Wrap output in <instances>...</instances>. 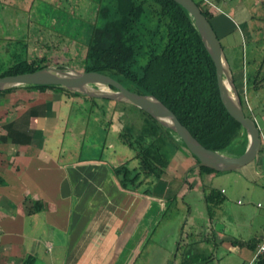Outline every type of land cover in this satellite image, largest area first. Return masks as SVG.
Wrapping results in <instances>:
<instances>
[{
	"label": "crops",
	"instance_id": "0c3cea01",
	"mask_svg": "<svg viewBox=\"0 0 264 264\" xmlns=\"http://www.w3.org/2000/svg\"><path fill=\"white\" fill-rule=\"evenodd\" d=\"M41 1L48 3L50 0ZM209 1L217 7L216 4H221L224 0ZM230 1L241 26V32L238 29L240 51L235 49V44L232 47L233 66L228 62L223 47L222 49L230 71H237L239 85L241 78L243 80L244 97L247 94L250 97L251 107L248 112L256 122L257 117L264 119V107L261 105L264 99L256 100L263 97L264 88L259 91L251 89V80L257 68L262 65L264 72V0H226L224 5ZM3 2L11 9V16L15 15L16 20L20 17L24 21L25 32L21 33L20 38L17 36L16 39H10L11 43L17 39L24 40L28 29L33 26L31 14L36 0L27 1L28 5L23 4L26 3L24 0ZM21 4L24 5L22 8ZM26 9L24 18L22 11L25 12ZM212 24L225 38L237 28L235 21L226 14L214 15ZM229 46L231 44H228L230 52ZM15 48L17 51L21 46L17 45ZM236 50L239 51L238 55ZM28 93L31 94L17 90L0 95V136L6 133L4 126L14 120V130L31 136L27 145H14L9 138L5 143L0 142V264H22L27 258L31 259V264L254 263L255 251L264 233V215L258 218L249 211L253 199L257 201V208L264 206V185L260 184L264 171L258 169L259 161L255 165L249 164L235 171L220 173L223 180L231 181L235 187L239 176H229L234 173L255 185L251 190L253 192L247 194L245 206L237 199L236 205L239 208L233 210L227 202L233 201L235 189L230 188L228 191L222 187L217 191L223 199L216 203L220 215L215 225L211 222L209 225L193 222L189 226L191 232L185 236L166 233L148 248L150 234L168 205V199L173 195H178L182 190H187V195L202 191L201 198L206 208H213L215 201L210 203L205 200V196L213 189H206L199 181L201 173L192 168L194 158L186 150L179 148L172 157L173 161L171 159L169 163L171 167L168 165L161 177L155 195L124 190L110 171L111 166L119 165L124 159L116 164L112 158L115 152H108L113 151V142L105 143L108 134H112V137L114 135L120 142L117 138L118 128L106 127L103 122L93 118V122L97 123L92 125L100 135L105 134L102 153L94 159L81 158L62 163L58 157L55 159L50 155L51 150L45 148L55 137L61 123L60 117H65L67 124L65 128H61L60 136L62 137V132L64 135L59 155L62 154L64 140L66 143L65 136L73 139L74 146L80 136L85 140L89 138L85 128L87 123L83 124L86 120L80 122L79 129L75 130L68 122L66 109L60 106L59 94L52 91L38 93L29 102L24 96ZM11 95H18L19 100L13 101ZM45 102H51V109L40 106ZM258 129L260 131L259 127ZM92 133L91 130V135ZM260 135V155H264V132L260 131ZM57 139L60 140V137ZM67 143L71 144V141L67 140ZM104 150L111 156L103 158ZM195 180L197 185L193 187L191 184ZM188 213L191 214L190 208ZM236 213L241 218L249 217L244 222V234L227 230L228 224L231 229L239 224L236 218L237 221L232 219ZM224 215H228L227 220ZM254 217L257 218L254 220ZM180 222L179 220L176 230L182 234L185 228H182ZM146 247L145 257L141 259V249Z\"/></svg>",
	"mask_w": 264,
	"mask_h": 264
},
{
	"label": "trees",
	"instance_id": "16d2710c",
	"mask_svg": "<svg viewBox=\"0 0 264 264\" xmlns=\"http://www.w3.org/2000/svg\"><path fill=\"white\" fill-rule=\"evenodd\" d=\"M206 1L194 0L213 28L214 15ZM45 4L51 10L49 24L37 28L32 19L33 26L24 40L13 41L14 46H21L17 49L20 58L7 66L0 77L34 72L50 66L52 59L59 56L61 63L74 62L68 66L76 71L101 73L131 92L152 95L206 149L226 154L225 150L239 146V155L244 152L246 135L220 101L213 63L191 16L182 6L173 0H50ZM231 73L243 112L250 116L242 90L243 80L241 78L238 89L233 70ZM262 88L261 65L251 80V89L259 91ZM17 90L56 92L60 96V106L67 112L88 103L89 117L94 116L106 127L118 128L117 138L134 153L119 165L110 167L124 190L155 195L150 189L160 184L172 156L179 148L188 152L177 135L136 107L87 97L52 85L21 86L2 91L0 95ZM17 96L10 97L16 102ZM24 96L29 102L34 100L32 94ZM79 98L82 102L76 103L74 100ZM40 106L51 109V102ZM95 108L99 109L95 111ZM60 122L61 128H65L67 119L62 116ZM13 123L15 120L4 126L6 133L0 136V142L5 143L9 138L14 145H27L31 136L14 130ZM63 135L64 132L58 140V149ZM198 172L214 171L201 167ZM217 194L209 191L206 202L222 201ZM22 264H31V259L27 258ZM253 264H264V251Z\"/></svg>",
	"mask_w": 264,
	"mask_h": 264
},
{
	"label": "rangeland",
	"instance_id": "374dc122",
	"mask_svg": "<svg viewBox=\"0 0 264 264\" xmlns=\"http://www.w3.org/2000/svg\"><path fill=\"white\" fill-rule=\"evenodd\" d=\"M4 0H0V73H2L5 68L9 65H11L15 59L20 58L18 57L19 55L17 54V51L15 50V46L14 44L11 43L10 39H16L17 36H19V38L21 37V33L25 32V28H24V21H21L22 19L19 17L18 20L15 19V15H10V8L5 6ZM26 1V3L23 4H27V1L30 0H24ZM226 2V0L222 1L221 4H216L217 7L215 6V4H213L212 2H210L209 0L206 1V3L208 4L210 11L213 13V15H229L230 18L232 20L235 21V24L237 25V28H234L233 31L231 32V34H229L228 36L223 37L222 34L220 32H218L217 29H215L216 32V36L221 44V46L224 48V52L226 53V57L228 59V62L233 66V61L234 59L232 58V47L233 44H235V49H239L241 48V38L239 35V31L241 32V26L240 24V20L238 18V15L235 14V10H234V6L231 4V1L227 4L226 6L224 5ZM7 4V3H6ZM23 4H21V8L24 6ZM242 4V3H241ZM240 4V7H242ZM28 5V4H27ZM233 8H232V6ZM239 6V4H238ZM202 7H204V5H202ZM236 8V7H235ZM22 11V10H21ZM20 11V12H21ZM20 12L18 13L19 16H21ZM26 11H22V14L24 16V18H26ZM34 14V15H32ZM32 14H31V18L33 17L34 19V23L37 24L35 25V27L39 28V25H48L49 21H50V17H51V10L48 8V6L42 2L41 0H36L35 4L32 7ZM239 25V26H238ZM23 27V28H22ZM239 29V31H238ZM228 44H231L230 48V52L228 51ZM264 44V41L262 43V45ZM16 51V52H15ZM239 51L236 50V54L237 52L239 53ZM17 55V56H16ZM238 55V54H237ZM237 59V56H236ZM55 60H58L59 62L55 63ZM62 59L58 56V57H54L52 59V63L50 64V66H62V67H69L68 64H73L74 62H69L67 64L61 63ZM233 76H234V81L236 86L238 85V89H239V76L237 74V71L235 69H233ZM249 86V84H248ZM29 92L36 96V94H38V92L36 90H29ZM259 97V96H258ZM82 98L78 99V102L81 103ZM264 99V92H263V97H259L256 100L260 101ZM245 104L247 109H249V107H251L250 104V97L249 94H247V97L245 95ZM17 102V101H16ZM86 102V101H85ZM9 104H11L10 102H8ZM77 103V102H76ZM263 107H264V100L262 102ZM81 108V109H79ZM66 109V108H65ZM88 103H84L81 104L79 106H77L76 108H72L70 111L67 112L66 115H68V122L69 124L73 127V129H79L80 126V122H85L87 123L85 125V128L87 130V134L89 136V138H87L86 140L83 139L82 136H80L78 138V142L77 145L74 146L72 144L73 139H71L70 136H65L66 137V143L67 140L71 141V144H66L65 140H64V147H62V154L59 155V149L57 148L59 146L58 144V139L57 137H60V133H61V127H62V123H60V125L57 127V131L54 134V139H52L50 141V144H46V149L47 150H51V154L55 159H57L62 163L65 162H70V161H76L78 159H94L96 157H98L103 150V142L102 140L104 139V135L103 133H101V135L98 133V131L95 129V127L92 125L93 123H97V122H93V116L89 117L88 115ZM99 109V108H97ZM95 108V111L97 110ZM129 110H131L130 108H128ZM63 114V112H62ZM246 115L247 112L245 113ZM252 116V114H251ZM260 117L256 118V124L257 126L260 128V131L264 132V119L260 120ZM89 119V121H88ZM63 129V128H62ZM91 130L93 131L92 135H91ZM98 133V134H96ZM70 137V138H69ZM68 138V139H67ZM112 138L114 140H112ZM83 139V140H82ZM113 142L112 146L114 147L113 151L109 150L108 152H115V156H113V160L116 161V164L119 163L121 160H125L127 158H130L134 155L133 151L131 148H129L127 145L122 144L121 142H118L115 139V136L112 134H108L107 135V139L105 141V143L108 144ZM225 153L227 155L230 156H236L239 155V146H236L233 149H228L225 150ZM108 155L111 156L110 154H107V151L104 150V154H103V158ZM173 157V156H172ZM172 159V158H171ZM176 159V158H175ZM173 161V159H172ZM171 163V160H170ZM169 168L171 167V164H169ZM258 169L264 171V155L261 154L260 158H259V163H258ZM222 174L217 173V172H202L199 176V181L202 182L204 186H206V189H213L214 191H216V193H218L217 195L219 197H223L221 194H219V192H217L218 190H220V188L225 187L228 189V191H230L229 189H235V197L233 199L232 202L228 201L227 204H230V206L233 207V210H238L239 206L236 205V200L238 199L240 201V203L242 202V206L246 205V198H247V194H251V190H253V188H255V185L252 183H249L246 181V179L244 177H242L239 174L235 173L233 175H229L232 176L233 178H237V186L235 187L234 185H232L231 181H227V180H223V177H221ZM216 177V178H215ZM217 177H219L220 179H218ZM196 180L193 182V184H191L193 187H195L196 184ZM181 184H183V181L181 180ZM260 184L264 185V176L263 179L260 181ZM257 186V185H256ZM233 187V188H232ZM151 188V187H150ZM259 188V186H258ZM150 190L154 191L156 190V188H151ZM206 191V190H204ZM211 191V190H210ZM202 191H198V192H192L191 194L187 195L188 191L187 190H182L179 192V194L174 195L170 198L171 201H169L164 208V212L162 213V215L159 217L158 222L156 223V226L154 227L153 232L150 234L149 240L146 242L147 247L149 248L150 245H153L152 243L155 242L160 236L166 234V233H173L179 236H185L187 233H190V229L189 226L191 223L193 222H198V224H207L209 225V222H211L213 225H215L217 222V217L220 215L219 214V209H218V204L214 203L213 208H206V204L202 201L201 198V193ZM223 199V198H222ZM232 203V204H231ZM226 204V205H227ZM257 201H255V199H253V201L251 202L250 206H249V211L253 214H255L258 218L259 216L261 217V215H264V206H262V208H257L256 207ZM188 206V207H187ZM215 207V208H214ZM225 207V205H224ZM231 207V208H232ZM188 208H190L191 210V214L188 213ZM222 209V208H221ZM220 209V211H221ZM224 211V210H223ZM227 216L228 215H224L225 220H227ZM223 217V218H224ZM254 217V220L257 218ZM239 221V224L236 226H234L233 229H231V225L228 224L227 225V230L228 231H236V233H241L244 234L246 231V226L244 222H247L246 219L249 217H239V215L236 213L234 214V216H232V219L235 221L236 219ZM180 225L182 226V228H185V231L181 234L180 231H177L176 226L179 222ZM224 220V219H222ZM236 220V221H237ZM220 223V222H218ZM223 222H221L222 224ZM226 223V222H225ZM220 224V225H221ZM179 225V226H180ZM203 233V232H202ZM234 233V232H233ZM145 244V245H146ZM163 245H165V243H163ZM143 248L141 249V259H143L145 256V252H147L146 250L148 248Z\"/></svg>",
	"mask_w": 264,
	"mask_h": 264
},
{
	"label": "water",
	"instance_id": "95a60500",
	"mask_svg": "<svg viewBox=\"0 0 264 264\" xmlns=\"http://www.w3.org/2000/svg\"><path fill=\"white\" fill-rule=\"evenodd\" d=\"M173 1L182 6L191 16L213 63L220 101L226 112L239 123L246 135L247 144L241 155L230 156L206 149L158 99L152 95L131 92L116 80L101 73L76 71L70 67L46 66L30 73L0 77V92L21 86L52 85L87 97L130 105L149 114L160 126L180 138L188 152L196 159L192 168L203 167L223 173L238 170L249 164H257L262 145L260 131L255 120L243 112L229 65L216 33L194 0Z\"/></svg>",
	"mask_w": 264,
	"mask_h": 264
},
{
	"label": "built area",
	"instance_id": "2783aa9c",
	"mask_svg": "<svg viewBox=\"0 0 264 264\" xmlns=\"http://www.w3.org/2000/svg\"><path fill=\"white\" fill-rule=\"evenodd\" d=\"M263 151H264V146H263ZM263 251H264V233H263V236H262L260 243L257 245V249L255 251L254 259H256L257 256L260 255Z\"/></svg>",
	"mask_w": 264,
	"mask_h": 264
},
{
	"label": "bare ground",
	"instance_id": "6f19581e",
	"mask_svg": "<svg viewBox=\"0 0 264 264\" xmlns=\"http://www.w3.org/2000/svg\"><path fill=\"white\" fill-rule=\"evenodd\" d=\"M115 74V73H114Z\"/></svg>",
	"mask_w": 264,
	"mask_h": 264
}]
</instances>
